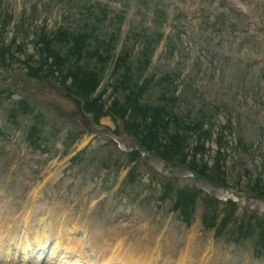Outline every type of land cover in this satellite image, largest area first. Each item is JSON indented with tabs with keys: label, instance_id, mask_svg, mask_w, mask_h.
<instances>
[{
	"label": "rangeland",
	"instance_id": "1",
	"mask_svg": "<svg viewBox=\"0 0 264 264\" xmlns=\"http://www.w3.org/2000/svg\"><path fill=\"white\" fill-rule=\"evenodd\" d=\"M35 1H25L24 5L28 9L29 5ZM113 1L115 4L121 3V0ZM177 1L186 9L178 7ZM225 1L235 6L243 15L239 18L235 28L229 29L226 34L219 36L214 33L210 34L209 31L197 32V22L208 16L212 17L213 13H216L213 8L204 12L200 8L198 0H165L168 9H174L182 17V21H186V33L182 34L183 43L186 45L183 44L185 47L182 52L188 48L189 54H183L186 56L185 62H180V67L183 70L184 82L193 87L184 86L181 89L180 100L192 99L195 102L196 98L193 95L197 93L212 104L225 105L230 111L227 113L232 120L234 117L233 121L237 123L240 131L236 133V138H240L238 139L240 141L238 146L241 150L233 149L228 143L227 145L220 144V147H226L224 152H228V155H223V151L217 150L215 144L212 143L211 149L206 155L208 164L202 165L200 162L205 160L201 157L198 158L200 162L195 164L203 169H211L213 164L217 165L220 162L221 169L225 167L227 178L230 177V184L235 185L238 182V174L234 170V162L239 159L243 161L244 166L252 169L253 179L259 174H264V0ZM134 4L133 1L130 6L133 9H135ZM9 5L18 15L21 9L19 0H14ZM37 5V8H34V13L31 11L28 16L29 24L27 29L25 28L27 33L30 34L32 27H39L44 23L48 24V28L51 24H54V28L62 24L64 14L59 5H57L60 11L58 20L53 18L55 5H47V0H40ZM112 8L114 9V7ZM137 16V13L134 12L132 16L127 17L125 25L128 20ZM30 40L28 39L25 45L28 53L33 52ZM23 55L25 54L23 53ZM20 57H22L21 54ZM152 61L150 73L154 74L157 79L163 73L175 68L174 63L177 58L172 59L165 56V52L160 46ZM12 69L14 74L38 85L36 84L38 81L35 79L28 78L31 80L29 81L26 78L25 70L20 65H14ZM7 77V73L0 75L1 80ZM0 92L4 94L0 93V128L5 127L6 132L3 136L0 134V142L4 140L7 142L6 139L10 136L13 138V141L7 142L8 146L5 150L0 149V224L3 222L1 220L3 215L14 213L12 204L5 208L4 212L2 202L7 201L6 198L12 200L13 204L16 203L17 206H20V201L29 192L27 191L29 187L35 185L37 180L42 179L45 173L57 169L56 176L52 177L51 181L44 186L39 205L51 206L60 199L66 206L65 215H69V212L73 211V215L76 217H79V214L82 215L83 224L93 222L90 227L95 240H98L100 236L95 234L94 227L103 224L105 229L106 226H110L108 232L111 233L112 230L116 229L114 227L118 220L123 219L124 221L126 218H131L132 215L129 214L133 213L141 220L152 219L151 226L154 227L150 240H153L155 233L163 230V227L168 228L167 234L164 235L167 241L174 238L170 242L173 254L182 247L180 239L185 237L187 231L193 230L196 233L203 230V244L211 241L216 248V264L218 262V264H242V256L245 254L250 258L249 264H263L258 263L260 260L252 255V239L245 240L240 244L230 243L224 238L213 239V230L203 229L200 221L201 217H204L203 203L200 199L194 200L197 206L194 215H190L193 217L191 224L186 226L181 221L178 215L179 211L173 210L172 206L178 193L190 190L189 186L192 183L190 179L165 181L164 187L170 189L164 199L161 198V194H164V180L142 163L135 182L123 183L125 170L114 171L113 168L107 170L102 166L106 157L110 153L116 152L115 145L108 143L107 139L102 137L90 139L84 135L73 145L66 147L64 139H66L67 132L72 125L69 122L56 119L53 111L47 106L28 107V114H18V122L13 124L7 119V110L10 106L16 105L18 97L14 93L10 97V92L1 90ZM223 116V114L219 115L220 121H223ZM40 120H45V125L50 122V126L56 124L60 128L55 145L52 146L48 154L30 146L26 147V151H21L27 143L24 138V130L29 129L34 124L41 125V123H36ZM105 121H109L108 118L104 119L103 122L113 127L111 122ZM234 137L235 134L232 135V142ZM82 144L87 145L85 146L87 149L80 160L70 165L66 161L59 163L64 152L77 150ZM189 147L190 149L194 148L195 142H189ZM118 160L119 162L124 161L122 157H119ZM260 164L262 165L261 169H258ZM119 185L118 190H112L111 186L117 188ZM240 185H244V179ZM185 206V202H181L179 208L183 210ZM16 215L19 214L16 213L13 219L9 221V226L22 240L27 235H23V233H27L28 230L23 228L22 214L18 217ZM50 215L51 213L45 215L44 219ZM242 216L247 218V215ZM214 217L213 215L212 218ZM32 223L33 221H30V224ZM259 228L260 226H254L253 230L257 232ZM65 230L73 232L76 238L83 239L84 230L80 224L75 225L68 221ZM82 244L87 243L82 242ZM164 245L162 244V247ZM68 250L73 251L72 249ZM64 252L65 250L62 253ZM64 255L70 263L74 261V258L66 252ZM83 262L85 261L83 260Z\"/></svg>",
	"mask_w": 264,
	"mask_h": 264
},
{
	"label": "bare ground",
	"instance_id": "2",
	"mask_svg": "<svg viewBox=\"0 0 264 264\" xmlns=\"http://www.w3.org/2000/svg\"><path fill=\"white\" fill-rule=\"evenodd\" d=\"M30 195V192L29 194ZM42 195L37 196V202L40 200ZM36 202V203H37ZM63 202L59 200H56V203L49 208H47V205L44 204L43 209L41 207L35 206L33 214H30V221L36 222L34 225L33 223L30 225L29 233L32 235L33 245L43 246V237L47 236L46 239L54 238L55 242L52 245V252L50 253L53 255L54 252H56V248L60 247V245H66L67 248L70 247L72 244H75L77 238L70 236L69 234H73L68 232H65V226L68 224V221L73 222L75 225L80 224L82 227H84V232L88 234V237L90 241L94 244L96 248L102 249L104 246H107L110 249L109 256L112 260H121V263L119 264H157V257L155 254L151 253L148 249L149 246L144 244L141 239L137 236L138 234L142 233V230L139 229L137 232L138 234L136 236L133 235V231L127 226L124 225L123 227L126 229H122L120 227V230H118L117 234H113L115 237V242H113L112 239H109L103 235V232H106L107 230H97V232L100 233V237L98 240H95L93 236H89V230L91 229L90 224L93 222L84 225L83 223L79 222L78 219L70 218V215H65V207L62 204ZM45 209L51 210V214L48 217V220H44L43 216H45L47 213H43ZM8 221H3V223H7ZM32 228V229H31ZM3 229V225H2ZM71 231V230H70ZM39 232V233H37ZM194 232V231H192ZM3 233H8L7 230H3ZM108 234V233H107ZM125 234L127 237V242H123L121 240V237ZM1 235V234H0ZM63 239H67V242L64 243ZM193 239V234L190 233L188 236V244L189 248L192 246L191 241ZM161 248V247H160ZM188 248V249H189ZM35 248H33L34 250ZM40 249H42L40 247ZM38 248V251L40 250ZM189 253L187 254V251H183L178 259V264L180 262L185 261L188 264H196L195 254L192 252V248L189 249ZM39 255H42V252H39ZM33 254V253H31ZM168 259V258H167ZM114 262V261H113ZM167 260L163 261L162 264H166ZM115 264V263H113Z\"/></svg>",
	"mask_w": 264,
	"mask_h": 264
}]
</instances>
